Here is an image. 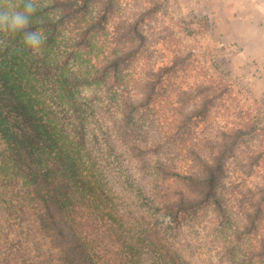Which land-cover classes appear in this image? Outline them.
<instances>
[{
	"label": "trees",
	"instance_id": "trees-1",
	"mask_svg": "<svg viewBox=\"0 0 264 264\" xmlns=\"http://www.w3.org/2000/svg\"><path fill=\"white\" fill-rule=\"evenodd\" d=\"M37 7L33 27H43L47 36L41 52H16L19 35L0 51V140L10 173L21 174L24 187L38 186L31 195L40 203L35 206L39 236L57 250L51 264H195L161 226L144 217L131 223L120 213L110 185L86 159L87 128L96 117L98 95L106 100L111 129L124 152L151 182L163 217L175 221L179 214L209 210L222 228L232 230L235 241L249 237L261 217L257 211L241 218L232 212L230 193L235 184H245L246 176L240 183L226 177L225 158L249 134L248 128L223 129L201 144L190 136L187 116L154 111L155 80L172 68H158L155 75L151 70L144 77L124 72V65L139 56L144 36L139 19H120L113 29L115 41L107 42L104 33L115 0H37ZM45 87L71 110V131L51 111L41 91ZM86 90L91 97L84 95ZM145 120H151V129L141 127ZM99 131L107 139L108 129ZM9 209L6 204L5 211ZM96 233L102 241H113V255L101 251L104 245L94 239ZM17 235L0 232V264H31L22 255L29 240L22 231ZM35 243L27 244H34L33 256L28 255L35 264H47ZM250 247L241 250L240 264L264 258V239L254 252Z\"/></svg>",
	"mask_w": 264,
	"mask_h": 264
},
{
	"label": "rangeland",
	"instance_id": "rangeland-1",
	"mask_svg": "<svg viewBox=\"0 0 264 264\" xmlns=\"http://www.w3.org/2000/svg\"><path fill=\"white\" fill-rule=\"evenodd\" d=\"M133 18L139 19L144 41L139 56L124 65V72L144 77L151 70L155 75L158 68H172L155 80L154 111L187 116L189 134L201 144L223 129L248 128L249 134L225 155L226 177L239 182L246 176L245 184H235L230 193L232 212L241 218L257 211L261 219L255 221L257 228L249 237L235 241L232 230L222 228L209 210L179 214L175 221L163 217L157 210L151 182L142 175L137 161L126 155L111 129L113 119L105 109L103 95H98L100 100L94 105L97 114L92 115L87 128V157L84 149L81 155L108 182L116 195L117 210L131 223L144 217L150 224L161 226L195 264H240L246 244L251 243L254 252L259 240L264 239V191H260L264 178V0H115L104 33L107 42L115 41L113 29L120 19L125 22ZM41 91L64 129L71 131V110L51 97L48 88ZM84 95L91 97L90 90ZM150 123L145 120L141 127L149 130ZM99 128L108 129L107 139ZM93 130L99 137H93ZM6 154L0 140V232L15 238L19 231L26 235L29 242L23 243L22 255L25 252L31 264H35L31 258L34 244L29 248L27 244L32 240L38 242L35 244L46 263H54L57 250L48 245V238L41 239L35 219V206L40 203L31 192H38V186L24 187L21 174H11L5 164ZM22 193L30 198L22 197ZM6 204L10 212L5 211ZM94 239L103 240L100 233L94 234ZM112 242L102 241L101 251L113 255L117 249ZM249 264H264V258H252Z\"/></svg>",
	"mask_w": 264,
	"mask_h": 264
},
{
	"label": "clouds",
	"instance_id": "clouds-1",
	"mask_svg": "<svg viewBox=\"0 0 264 264\" xmlns=\"http://www.w3.org/2000/svg\"><path fill=\"white\" fill-rule=\"evenodd\" d=\"M37 11V0H0V51L10 47V37L19 35L16 52H41L47 36L43 27H33Z\"/></svg>",
	"mask_w": 264,
	"mask_h": 264
}]
</instances>
